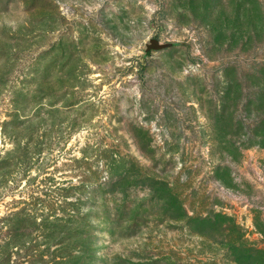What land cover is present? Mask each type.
Instances as JSON below:
<instances>
[{
  "label": "rangeland",
  "instance_id": "1",
  "mask_svg": "<svg viewBox=\"0 0 264 264\" xmlns=\"http://www.w3.org/2000/svg\"><path fill=\"white\" fill-rule=\"evenodd\" d=\"M26 207L8 264H264V0H0V247Z\"/></svg>",
  "mask_w": 264,
  "mask_h": 264
},
{
  "label": "trees",
  "instance_id": "2",
  "mask_svg": "<svg viewBox=\"0 0 264 264\" xmlns=\"http://www.w3.org/2000/svg\"><path fill=\"white\" fill-rule=\"evenodd\" d=\"M52 203L56 204V202H52ZM49 207H51V205L47 206V208ZM2 221H3V225H5L4 228L7 230L3 240L4 245L0 247V264H8L9 258L12 255L11 251L14 247H16L17 244L25 250V253L34 252L35 249L29 248V246L28 247L25 246V241L29 239L33 231L35 232L38 231L41 233L39 237L42 238L40 239L42 243L38 245L39 247H41V245H43L44 242L47 241L49 238L48 236L44 235L45 231L59 229L56 228L55 226L56 223L52 224L51 222L48 221V217H45L43 222L41 223L39 222V224L35 225L36 220L34 214L32 213V210L29 207L23 208L17 212H9L7 216H5L2 219ZM37 239L38 238L36 237V240ZM33 246H37V245H33ZM46 248H48V246H45V249ZM3 249L4 252H2ZM47 254H49L48 250H44L41 255L48 256ZM27 257L30 258L31 256L27 254ZM32 261H36V260H32Z\"/></svg>",
  "mask_w": 264,
  "mask_h": 264
},
{
  "label": "water",
  "instance_id": "3",
  "mask_svg": "<svg viewBox=\"0 0 264 264\" xmlns=\"http://www.w3.org/2000/svg\"><path fill=\"white\" fill-rule=\"evenodd\" d=\"M167 44H161L158 40L152 39L147 45L146 51H158L167 48Z\"/></svg>",
  "mask_w": 264,
  "mask_h": 264
}]
</instances>
